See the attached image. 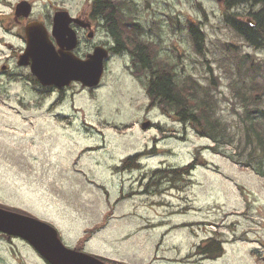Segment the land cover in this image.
I'll return each instance as SVG.
<instances>
[{
	"label": "rangeland",
	"instance_id": "rangeland-1",
	"mask_svg": "<svg viewBox=\"0 0 264 264\" xmlns=\"http://www.w3.org/2000/svg\"><path fill=\"white\" fill-rule=\"evenodd\" d=\"M132 1L131 10L140 14L157 12L162 56L174 63L180 80L189 75L208 88L234 139L245 107L264 110V50L224 23L225 9L217 0ZM249 9L238 4L230 11L245 16ZM145 16L151 27L153 15ZM189 22H202L205 41L198 52L185 35ZM172 25L181 31L172 35ZM13 37L0 27V65L8 63L11 73L18 65L14 57L4 60V43L17 53L21 45ZM136 46L127 44L107 60L98 87L73 85L54 107L57 92L42 99L30 80L0 74V203L52 223L68 246L124 264H264V174L254 168L264 171V156L256 148L246 165L251 146L240 152L235 140L220 144L240 159L234 162L209 149L212 141L197 135L192 124L154 103L149 109L143 84L148 75L138 81L127 67L128 50ZM16 72L27 74L23 68ZM198 146H206L199 155L205 162L188 177L175 186L153 178L161 188L146 186L151 170L187 164ZM152 148L140 166L116 169L125 156ZM107 210L110 215L99 224ZM86 229L90 236L81 244ZM215 232L225 239L223 255L198 260L195 246ZM0 264L47 262L24 239L0 236Z\"/></svg>",
	"mask_w": 264,
	"mask_h": 264
},
{
	"label": "trees",
	"instance_id": "trees-1",
	"mask_svg": "<svg viewBox=\"0 0 264 264\" xmlns=\"http://www.w3.org/2000/svg\"><path fill=\"white\" fill-rule=\"evenodd\" d=\"M220 3L223 4L225 9V12H223L224 23L232 28L236 34H239L248 45L255 49L264 50V0H221ZM238 4L250 5V9L246 11L245 16H237V13L230 11L231 8ZM121 5L124 7L129 5L135 6L128 0H121L117 5L113 4L111 8L109 14V28L112 36L116 38L117 42V45L113 50L115 53H120V46H124L120 36V29L122 28ZM197 6L202 10L199 2H197ZM114 10H118L116 15ZM101 11L102 9L97 10V13H101ZM202 11L204 12V10ZM123 17H125V14H123ZM247 18H250L253 21V24L249 23ZM201 24L202 22H189V31L185 34L186 36L191 37L190 39L192 40L191 42H193V49L197 52L203 48V42L205 41V33L199 29ZM160 29L161 27L159 26V30ZM140 40L143 46H136V53L130 59L127 67L138 81L141 80L142 75H149L143 83L148 98L149 109L152 108V103H154L160 107L162 113L171 115L182 123L192 124L197 135L206 137L212 141L213 144L208 146L209 149L215 153H220L229 157L234 162H240V159L220 148V144H232L235 140V142L238 143L237 145L238 148H240V152L245 151L247 147L251 146V149L247 152V160L244 162L246 165L250 163L248 161L249 159H254L256 157V154L254 153L256 148H258L260 154L264 156V110L257 106L245 107L241 118V124L237 125L240 133H238L233 139L231 135L227 134V130H229L228 123L219 116L218 111L215 109V99L210 94L208 88L201 85L200 82L191 78L189 75L184 77L183 80L179 79V72L174 70V63H171L168 58L162 56V42L160 38L158 43L148 40L146 37H140ZM148 46L149 48L146 49ZM209 70H211L210 67ZM11 77H13V75ZM19 78L30 80L32 87L40 94V98L43 99V96H46L49 93L46 86L51 85H40L38 79L31 72H28L27 74L20 73ZM210 80L215 82L213 76ZM96 87L98 86L85 88L91 91ZM63 95L64 91H61L52 103V106L58 105L62 101ZM260 95V93H254L253 97ZM259 115L263 121L260 119ZM155 125L158 126V124ZM161 134H163V137L168 135L165 133ZM205 147L206 146L196 147L193 158L187 164L170 167L160 166L151 170L148 179L149 182L146 186L157 184V186L161 188L159 182H150L153 178H158V180L163 179L170 182V185L175 186L177 182L188 177L191 170L197 164L205 162V160L199 156L201 150ZM153 151L154 148L133 155H127L121 159V164L115 167L119 170H129L133 167H138L140 166L139 161L141 156L152 153ZM254 168L257 172L264 174V171L261 169L257 167ZM0 206L18 212L27 213L19 207H8L2 203H0ZM110 213L111 211L107 210L102 216L99 224L106 220ZM0 236L5 237L7 235L0 232ZM89 236L90 230L86 229L80 237V243L83 244ZM224 242L225 239L219 234V232H215V235H210L201 240V242L195 246L197 248L195 254L198 256V260L216 259L223 255L225 251L223 245ZM103 259L108 264H124L121 261L113 259Z\"/></svg>",
	"mask_w": 264,
	"mask_h": 264
},
{
	"label": "water",
	"instance_id": "water-1",
	"mask_svg": "<svg viewBox=\"0 0 264 264\" xmlns=\"http://www.w3.org/2000/svg\"><path fill=\"white\" fill-rule=\"evenodd\" d=\"M23 7L25 10L22 13L28 15L30 5ZM72 20L77 21V18L71 17L65 10L55 13L53 33L59 45L66 48L62 52L55 50L48 40L42 23L34 21L26 27L25 49L19 55L17 64L29 66L30 72L42 85L62 87L77 81L84 87H94L102 79L104 60L108 57L107 49L96 46L86 58L76 56L72 49L77 44V37L69 27ZM248 22L253 24L250 18ZM34 31L39 34L34 35ZM148 125V120L141 123L142 128ZM0 232L8 237L24 239L49 264H108L96 255L65 245L51 223L2 206Z\"/></svg>",
	"mask_w": 264,
	"mask_h": 264
},
{
	"label": "flooded vegetation",
	"instance_id": "flooded-vegetation-1",
	"mask_svg": "<svg viewBox=\"0 0 264 264\" xmlns=\"http://www.w3.org/2000/svg\"><path fill=\"white\" fill-rule=\"evenodd\" d=\"M121 0H49L48 3H40L39 0H0V27L6 32L12 33L15 37V40L19 41L21 48L17 53L16 47L11 43L5 42L9 49V52L6 54L4 60L10 58L16 59V64L19 55L24 51L26 44V27L28 24L38 21L43 24L46 31L48 40L53 44L55 50L62 52L66 51L65 47H61L57 41L56 35L53 33L54 27V16L57 11L65 10L67 13L73 17L77 18V21H70L69 27L74 31L77 37V44L72 49L73 53L80 57L86 58V56L94 50L96 46H101L107 49L108 57L104 60V67L106 69L107 60L115 54L113 51L117 45L116 38H114L110 32V12L113 4H118ZM131 4L133 1L130 0ZM30 5V12L28 15L22 13V10H25L23 6ZM122 5L120 9H122ZM37 8H39L38 11ZM129 11V15L123 17L122 13V22L120 29V36L122 44L126 46L132 42H135L137 46H143L140 37H146L148 40L158 43L159 41V16L155 10H146L144 13H138L139 10H131L133 6L125 7ZM101 13H97V10H101ZM1 10H8L7 12H1ZM36 11V13H35ZM115 15L118 13V10H114ZM152 14L153 18L151 21V27H146L143 19L148 21V16L145 14ZM107 14V15H106ZM143 16V18H142ZM13 28H16L13 29ZM189 28L187 27L185 31L188 32ZM168 31V30H167ZM176 31H181L180 27L170 26L169 33L172 35ZM37 31H34V35H38ZM12 37V36H11ZM123 48V46H120ZM146 47V49H148ZM131 54V57L136 52L128 50ZM128 60V64H129ZM18 65V64H17ZM14 72H9L10 67L8 63H2L0 65V74L6 75L8 79L14 81H20L19 74L17 69L23 68L26 69V72H29V66L18 65V67H11ZM13 75V77H11ZM148 75V74H146ZM149 77V75H148ZM13 78V79H12ZM18 78V79H17ZM41 85V84H40ZM73 85L81 84L77 81H72L69 85L57 87L55 85L46 86L48 91L57 92L58 94L61 91L71 88ZM43 86V85H42Z\"/></svg>",
	"mask_w": 264,
	"mask_h": 264
},
{
	"label": "bare ground",
	"instance_id": "bare-ground-1",
	"mask_svg": "<svg viewBox=\"0 0 264 264\" xmlns=\"http://www.w3.org/2000/svg\"><path fill=\"white\" fill-rule=\"evenodd\" d=\"M243 5H246V4H243ZM115 54H119V53H115Z\"/></svg>",
	"mask_w": 264,
	"mask_h": 264
}]
</instances>
